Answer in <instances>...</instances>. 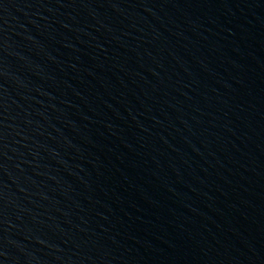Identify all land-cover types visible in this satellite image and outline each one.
<instances>
[{"label": "water", "instance_id": "obj_1", "mask_svg": "<svg viewBox=\"0 0 264 264\" xmlns=\"http://www.w3.org/2000/svg\"><path fill=\"white\" fill-rule=\"evenodd\" d=\"M0 264H264V0H0Z\"/></svg>", "mask_w": 264, "mask_h": 264}]
</instances>
